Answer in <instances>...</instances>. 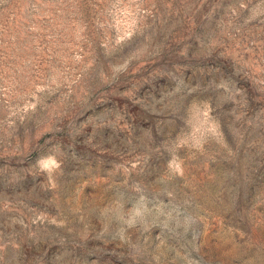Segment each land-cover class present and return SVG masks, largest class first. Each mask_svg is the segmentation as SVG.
<instances>
[{"label":"rangeland","instance_id":"374dc122","mask_svg":"<svg viewBox=\"0 0 264 264\" xmlns=\"http://www.w3.org/2000/svg\"><path fill=\"white\" fill-rule=\"evenodd\" d=\"M0 264H264V0H0Z\"/></svg>","mask_w":264,"mask_h":264}]
</instances>
